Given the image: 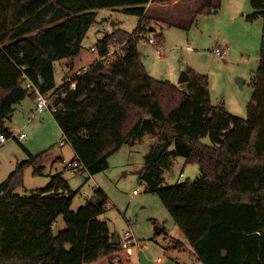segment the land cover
Here are the masks:
<instances>
[{"label":"trees","instance_id":"1","mask_svg":"<svg viewBox=\"0 0 264 264\" xmlns=\"http://www.w3.org/2000/svg\"><path fill=\"white\" fill-rule=\"evenodd\" d=\"M165 1L0 0V134L12 138L9 116L28 97L35 100L26 80L48 97L62 144L69 143L81 163L78 173L106 171L125 145L153 134L156 141L137 174L148 193L160 196L197 261L264 264V29L248 117H237L212 103L207 75L188 69L183 90L148 73L138 45L145 39L162 45L163 34L148 36L157 31L156 20L175 25L149 12V4ZM250 3L247 20L264 23V0ZM100 9H121L138 16L139 25L133 33L118 29L99 41L102 47L123 45L114 62H94L58 86L55 63L67 60L74 68ZM213 12L218 8L206 3L197 14ZM28 154L0 184V264H129V250L120 238L113 243L116 236L101 219L109 207L103 190L96 189L77 211V191L63 173L51 176L45 188L24 190L29 197L16 191L26 169L37 176L45 172L47 152ZM177 158L198 164L201 173L164 187ZM60 217L66 226L55 232ZM170 243L184 248L179 240Z\"/></svg>","mask_w":264,"mask_h":264},{"label":"rangeland","instance_id":"2","mask_svg":"<svg viewBox=\"0 0 264 264\" xmlns=\"http://www.w3.org/2000/svg\"><path fill=\"white\" fill-rule=\"evenodd\" d=\"M167 1L168 4H176V0ZM210 1L218 12L197 14ZM179 3L176 7L168 8L165 14L168 15L167 21L175 25L163 24L148 35L154 38L163 34L160 47L165 53L152 46L147 39L141 40L138 45L148 73L158 80L170 81L183 90H187V82H181V77L188 69L207 75L212 103L224 104L234 116L247 118L248 104L255 92L253 77L261 60L263 19L247 20V16L253 13L250 0H182ZM97 12V22L87 33L81 54L74 61L73 72L85 70L96 62L97 55L91 49L97 47L106 35L118 29L133 33L139 25L138 16L121 9H100ZM179 13L180 16H176ZM188 46L194 50L188 51ZM217 51H225L224 57L218 56ZM66 64L69 66L70 62L63 60L55 63L58 86L62 85L63 77L70 70ZM30 103V99H27L17 105L14 116L8 121L7 125L14 135L21 130L27 138L23 142L10 139L0 145V184L16 169L18 163L29 158L28 151L33 155L47 152L44 174L37 176L33 174V168L26 169L23 185L16 190L18 193L45 188L51 176L63 173L71 189L77 191L72 203L74 211L84 206L96 189H101L109 201V207L101 219L108 223L111 234L121 240L130 235L139 243L146 244L147 250L135 245L131 247L133 256L129 264H202L186 249L171 245V237L178 239L174 234L178 226L160 196L148 193L137 174L144 167L145 155L156 141L154 135H146L134 147L126 146L111 160L109 169L99 174L92 176L87 172L65 170L63 160L57 158L61 156L66 161L73 160V148L67 142L62 144L65 141L63 132L49 108L30 120ZM203 141L211 143L209 138ZM200 173L198 164L186 165L184 158H177L173 168L164 175V187L187 179L195 180ZM65 226L63 217H60L55 232ZM157 226L165 229V233L157 234Z\"/></svg>","mask_w":264,"mask_h":264},{"label":"built area","instance_id":"3","mask_svg":"<svg viewBox=\"0 0 264 264\" xmlns=\"http://www.w3.org/2000/svg\"><path fill=\"white\" fill-rule=\"evenodd\" d=\"M149 43L152 46L157 47L161 52H164L162 47L156 45L155 39H150ZM123 45H113L109 44L106 47L102 46H97L93 47L91 51L97 55L96 62H101L104 65H108L112 62H114L119 55L123 53ZM216 54L220 57H224L225 51L220 52L217 51ZM25 88L29 89L30 91L34 92L35 94V102H36V108L34 110V116L42 114L46 109L49 108V99L46 95H44L39 87L32 83L31 81L26 80L24 82ZM72 87L75 88L76 84L73 83ZM16 138L18 141L23 142L26 140L27 135L23 133L21 130H19L15 135L13 134L12 138L7 137L5 134H0V145L7 143L10 139ZM64 163V168L65 170H78L80 169L81 163H79L78 160H71V161H66L63 160ZM136 193V192H135ZM122 241V247L125 249H128L130 251L132 246H137L139 249H144L146 248V244H141L137 240L134 239V237L130 235H126L124 237V240Z\"/></svg>","mask_w":264,"mask_h":264},{"label":"crops","instance_id":"4","mask_svg":"<svg viewBox=\"0 0 264 264\" xmlns=\"http://www.w3.org/2000/svg\"><path fill=\"white\" fill-rule=\"evenodd\" d=\"M182 0H176V4H168L167 2V0L165 1V2H154V3H151V4H149L148 5V9H149V12L151 13V15L152 16H154V17H156V18H160V19H164V20H167L166 19V17H168V15H165L166 14V10L168 9V8H170V7H173V6H178L180 3L179 2H181ZM197 1V0H196ZM210 3H212V1L210 2ZM170 5V6H169ZM153 7V8H152ZM173 15H171V17H172ZM176 16H180V13L179 14H177ZM155 23H157L155 26H157V28H158V26L160 27L161 25H163V24H161V22L160 21H158V20H156L155 22H154V24ZM152 32H155V31H152ZM151 32V33H152ZM194 49H193V47L192 46H188V51H193ZM163 53H165V51L163 52ZM163 53H162V55H163ZM161 55V56H162ZM66 66L67 67H69L70 68V70L66 73V75H74V73H78V72H81V71H77V72H73L74 71V68L72 69L71 68V66L69 65H67L66 64ZM72 71V72H71ZM83 71V70H82ZM71 72V73H70ZM66 75L63 77V82L65 81V78H66ZM58 85V84H57ZM210 92H211V90H210ZM27 99H30V101H31V103H30V107H29V110H31L32 111V116H31V118H30V120H33L34 118H33V116H34V110H35V108H36V102H35V100L34 99H31V98H27ZM27 99H25V100H27ZM25 100L24 101H22L21 103H24L25 102ZM20 103V104H21ZM20 104H18V105H20ZM15 111H16V109H15ZM13 116H14V114H13ZM146 135H153V134H146ZM146 135H144L140 140H142ZM155 136V135H154ZM140 140H138L135 144H128V145H130V146H132V147H134ZM128 145H125L118 153H116L114 156H112L111 158H110V161H109V164H110V162H111V160L112 159H114L117 155H119L124 149H125V147L126 146H128ZM146 156V155H145ZM75 158V157H74ZM74 158H73V160H74ZM57 160H64L61 156H59L58 158H57ZM76 172H77V170H75ZM60 219V218H59ZM58 219V220H59ZM163 230H165V229H163ZM163 230H162V232H163ZM162 232H161V234H162ZM174 234H177V236H178V239H176V238H173V237H171L172 235H170V239H176V240H179L183 245H184V249H186L190 254H191V256L194 258V259H196L195 258V256H194V252H193V249H192V247L190 246V243H189V241L187 240V238H186V236H185V234L183 233V231L178 227V228H175V230H174ZM117 237V236H116ZM147 248L148 247H146V248H144V250H147ZM172 248V247H171ZM170 249V248H169ZM143 250V249H142ZM129 254L131 255V257L133 256V250L132 249H130V251H129ZM160 261H161V259H160Z\"/></svg>","mask_w":264,"mask_h":264},{"label":"water","instance_id":"5","mask_svg":"<svg viewBox=\"0 0 264 264\" xmlns=\"http://www.w3.org/2000/svg\"><path fill=\"white\" fill-rule=\"evenodd\" d=\"M210 2H211V1H210ZM150 31L152 32L153 29H151ZM188 80H189L188 74H187L186 72L183 73V74H182V77H181V82H188ZM12 117H13V115L9 116L8 120H11ZM20 195H21V196H26V197H29V196H30V195H29L28 193H26V192H20ZM155 230H156V233H157V234H161L163 228L157 226V227L155 228ZM113 243H114V244H120V240H119V237H118V236L115 238V240L113 241ZM66 249H67L68 251H70V250L72 249V246H71V245H66Z\"/></svg>","mask_w":264,"mask_h":264}]
</instances>
